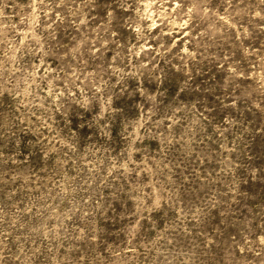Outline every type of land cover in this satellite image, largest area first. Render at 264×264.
I'll return each mask as SVG.
<instances>
[{"label":"rangeland","instance_id":"rangeland-1","mask_svg":"<svg viewBox=\"0 0 264 264\" xmlns=\"http://www.w3.org/2000/svg\"><path fill=\"white\" fill-rule=\"evenodd\" d=\"M0 264H264V0H0Z\"/></svg>","mask_w":264,"mask_h":264}]
</instances>
